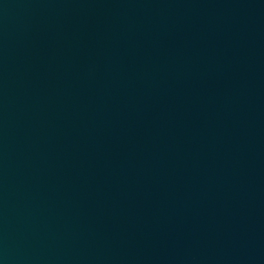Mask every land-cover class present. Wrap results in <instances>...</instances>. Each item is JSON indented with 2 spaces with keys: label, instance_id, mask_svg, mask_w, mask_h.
<instances>
[{
  "label": "water",
  "instance_id": "water-1",
  "mask_svg": "<svg viewBox=\"0 0 264 264\" xmlns=\"http://www.w3.org/2000/svg\"><path fill=\"white\" fill-rule=\"evenodd\" d=\"M0 264H264V0H0Z\"/></svg>",
  "mask_w": 264,
  "mask_h": 264
}]
</instances>
